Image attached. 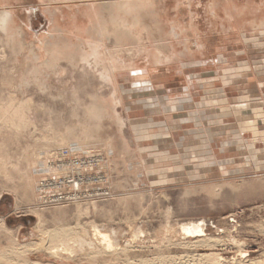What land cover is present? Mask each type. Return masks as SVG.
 Instances as JSON below:
<instances>
[{"label": "rangeland", "instance_id": "obj_1", "mask_svg": "<svg viewBox=\"0 0 264 264\" xmlns=\"http://www.w3.org/2000/svg\"><path fill=\"white\" fill-rule=\"evenodd\" d=\"M208 2L0 0V264H264V0H214L252 23L216 63L172 59ZM73 146L80 187L41 190Z\"/></svg>", "mask_w": 264, "mask_h": 264}, {"label": "crops", "instance_id": "obj_2", "mask_svg": "<svg viewBox=\"0 0 264 264\" xmlns=\"http://www.w3.org/2000/svg\"><path fill=\"white\" fill-rule=\"evenodd\" d=\"M183 4V3H182ZM180 10H188L189 18L186 23L175 19L170 28V46L173 47L171 52L172 59L183 62L184 56L190 53L194 58H200L204 63L212 61L216 63V58H211L208 54H219L229 52V48L236 45L237 36L245 33L252 28L251 19L245 18L244 24L240 23V17L234 6L223 8L224 12H218L220 8L215 6L214 0H209L208 4L203 7L204 24L198 22L192 7H179ZM249 28V29H248ZM184 48V50H179ZM209 59L206 60V59ZM211 59V60H210ZM184 66L179 65L169 72L173 78H186L188 72L183 70ZM151 72H147V74ZM149 74V76H151Z\"/></svg>", "mask_w": 264, "mask_h": 264}, {"label": "built area", "instance_id": "obj_3", "mask_svg": "<svg viewBox=\"0 0 264 264\" xmlns=\"http://www.w3.org/2000/svg\"><path fill=\"white\" fill-rule=\"evenodd\" d=\"M77 147L73 146L58 152L52 156V161L43 163L39 166V173H41L40 188L45 190L47 187L54 188L60 184L68 183L73 188L79 187L80 182L72 175V170L69 168L75 162L74 153ZM63 157L69 158L70 161L66 162L61 160ZM61 160L57 162V160ZM85 161V160H84ZM61 171L65 172L62 175ZM62 186V185H60Z\"/></svg>", "mask_w": 264, "mask_h": 264}, {"label": "bare ground", "instance_id": "obj_4", "mask_svg": "<svg viewBox=\"0 0 264 264\" xmlns=\"http://www.w3.org/2000/svg\"><path fill=\"white\" fill-rule=\"evenodd\" d=\"M9 15H12L10 11H6L5 13H0V23L6 18V17H9ZM79 172V171H78ZM75 176V175H74ZM77 176V175H76ZM61 185V184H60ZM80 187V186H79ZM64 188V187H63ZM42 220V219H41ZM204 221H191V222H187V223H183L181 225V230L183 231V234H186L187 236H190V237H201V236H204L205 235V230H204ZM206 227V226H205ZM96 228V227H95ZM96 234L100 236V241L102 242V240L104 242H107L109 245L110 244H113L111 243V239L109 237L108 234L106 233H103L102 231H100V229L98 230V228H96ZM207 235V234H206ZM97 240V239H96ZM103 242V243H104ZM100 243V242H99ZM198 257V256H197ZM204 256H201L199 257L198 259L199 260H203ZM245 258V257H244ZM197 259V258H196ZM209 259V258H208ZM206 260L207 262L209 260ZM212 261H214L213 259H211ZM211 261V262H212ZM194 262V261H193ZM197 262V260H196ZM205 262V261H204ZM215 262H216V259H215ZM189 263V262H188ZM197 263H200V262H197ZM214 263V262H213ZM194 264V263H193ZM204 264V263H203Z\"/></svg>", "mask_w": 264, "mask_h": 264}]
</instances>
